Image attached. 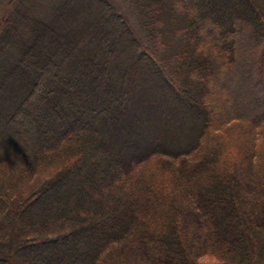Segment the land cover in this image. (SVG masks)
<instances>
[{
	"label": "trees",
	"instance_id": "16d2710c",
	"mask_svg": "<svg viewBox=\"0 0 264 264\" xmlns=\"http://www.w3.org/2000/svg\"><path fill=\"white\" fill-rule=\"evenodd\" d=\"M126 2L0 0V264H264V0Z\"/></svg>",
	"mask_w": 264,
	"mask_h": 264
},
{
	"label": "rangeland",
	"instance_id": "374dc122",
	"mask_svg": "<svg viewBox=\"0 0 264 264\" xmlns=\"http://www.w3.org/2000/svg\"><path fill=\"white\" fill-rule=\"evenodd\" d=\"M4 1H5V4H8V0H4ZM112 1L113 2L121 1V5L123 4L127 8L126 0L124 1L123 0H112ZM129 12H130L129 14L130 19L132 20L133 23L137 25V30L141 31V29H139V26H138V21H137L138 19L136 15L132 11H129ZM245 41L246 42H249V41L256 42L257 40L253 38V35L245 34ZM254 65L255 64L253 63L250 64L249 62H247L246 70H244V73L241 75V77H239V79L237 78L238 81L235 80V83H232L230 82L229 79L226 78L224 79V83L228 85V87L231 88V92L235 93L239 101H244L247 103L253 100L256 104H260L264 97L263 90H261L262 88L259 91L250 92L251 94H248L247 91H245V95L243 93L239 94L240 90L245 89L244 87L245 82L253 77ZM160 90H161L160 84L157 83L155 86V89L152 91L153 93H157ZM163 91L165 90L163 89ZM167 100L170 103L167 104L166 103ZM159 103L162 104V106L167 107L169 110H172L170 116L172 115L173 119L167 123V120H166L167 118L163 116L164 113L159 112V110H162L161 107H159V110H158V108L154 104V108H155L157 115L158 116L161 115L159 120L157 119L156 116L151 117V116L141 115L142 120L140 124L137 126V130H140V132L143 133L144 135L147 134V137H151L153 140L162 141L166 143L168 146L174 145L176 143H177L176 145L178 146L191 145L199 133V126L197 122L190 116V114L185 112L182 106L175 103L173 100H169V96H167L165 99H161L159 97ZM168 109H165V110L169 111ZM11 133L13 132L11 131ZM144 140H147V139L145 138ZM148 144L149 143H147V145Z\"/></svg>",
	"mask_w": 264,
	"mask_h": 264
}]
</instances>
